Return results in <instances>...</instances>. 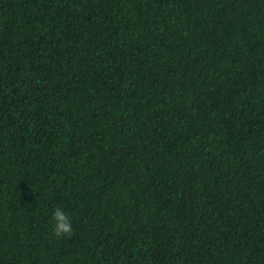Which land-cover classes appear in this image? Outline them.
<instances>
[{"label": "trees", "instance_id": "obj_1", "mask_svg": "<svg viewBox=\"0 0 264 264\" xmlns=\"http://www.w3.org/2000/svg\"><path fill=\"white\" fill-rule=\"evenodd\" d=\"M0 264H264V0H0Z\"/></svg>", "mask_w": 264, "mask_h": 264}, {"label": "clouds", "instance_id": "obj_2", "mask_svg": "<svg viewBox=\"0 0 264 264\" xmlns=\"http://www.w3.org/2000/svg\"><path fill=\"white\" fill-rule=\"evenodd\" d=\"M52 232L56 236L69 235L73 232L72 220L63 208L56 207L52 212Z\"/></svg>", "mask_w": 264, "mask_h": 264}]
</instances>
